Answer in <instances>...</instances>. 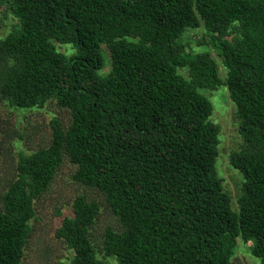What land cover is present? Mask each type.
<instances>
[{"label": "trees", "instance_id": "1", "mask_svg": "<svg viewBox=\"0 0 264 264\" xmlns=\"http://www.w3.org/2000/svg\"><path fill=\"white\" fill-rule=\"evenodd\" d=\"M2 8L17 22L0 38V99L19 109L53 101L70 121L53 120L48 146L18 154L1 196L0 264L22 263L36 201L64 160L120 226L94 245L100 205L77 196L54 231L68 264H233L239 240L264 264V0H0ZM200 29L209 49L197 51L185 34ZM221 87L242 139L228 156L242 177L235 202L216 168L220 127L204 94Z\"/></svg>", "mask_w": 264, "mask_h": 264}, {"label": "rangeland", "instance_id": "2", "mask_svg": "<svg viewBox=\"0 0 264 264\" xmlns=\"http://www.w3.org/2000/svg\"><path fill=\"white\" fill-rule=\"evenodd\" d=\"M16 22L9 13L3 11V8L0 9V38L5 37ZM201 32V29L190 30L185 34V39L197 51L209 49L207 45L199 44ZM69 48L66 45L58 46L61 52H66ZM101 48L103 67L98 73L106 76L111 70V58L108 51L103 46ZM210 52L219 64L220 75L224 77L223 68L216 54L213 51ZM180 73L186 75L184 71L180 70ZM204 94L209 97L213 105L211 119L220 127L216 168L223 180L224 188L235 202L242 184V177L228 163L230 151L238 149L242 143L235 118V107L225 87L216 91H206ZM53 120L65 126L70 121V115L66 110L59 109L53 101L41 109H19L9 106L5 100L0 99V209L2 208L1 196L15 176L18 154H27L48 146ZM74 170L75 168L64 160L49 192L36 201V213L30 221L32 231L21 264H68L70 252L62 241L55 239L54 231L64 217L71 215V204L77 196H84L87 200L95 201L100 205L99 216L91 229V240L94 245H102L106 229L119 231L118 221L106 207L104 197L95 190L73 182ZM97 256L102 258V253L98 252ZM232 261L233 264H258L257 259L251 256L248 244H244L241 240L236 244ZM104 262L116 264L113 258H106Z\"/></svg>", "mask_w": 264, "mask_h": 264}]
</instances>
